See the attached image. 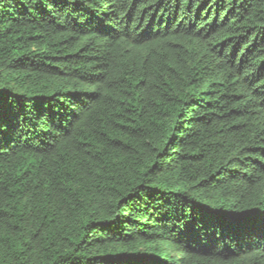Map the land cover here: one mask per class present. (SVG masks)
Listing matches in <instances>:
<instances>
[{
	"label": "trees",
	"instance_id": "16d2710c",
	"mask_svg": "<svg viewBox=\"0 0 264 264\" xmlns=\"http://www.w3.org/2000/svg\"><path fill=\"white\" fill-rule=\"evenodd\" d=\"M0 264H264V0H0Z\"/></svg>",
	"mask_w": 264,
	"mask_h": 264
}]
</instances>
